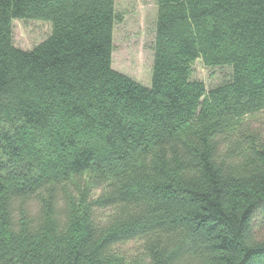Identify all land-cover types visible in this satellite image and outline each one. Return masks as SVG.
I'll use <instances>...</instances> for the list:
<instances>
[{
	"label": "trees",
	"instance_id": "obj_1",
	"mask_svg": "<svg viewBox=\"0 0 264 264\" xmlns=\"http://www.w3.org/2000/svg\"><path fill=\"white\" fill-rule=\"evenodd\" d=\"M156 3L147 88L116 0H0V264H264V0Z\"/></svg>",
	"mask_w": 264,
	"mask_h": 264
},
{
	"label": "rangeland",
	"instance_id": "obj_2",
	"mask_svg": "<svg viewBox=\"0 0 264 264\" xmlns=\"http://www.w3.org/2000/svg\"><path fill=\"white\" fill-rule=\"evenodd\" d=\"M116 12L121 17L114 31L113 69L134 79L143 86H151L153 45L158 7L156 0H116ZM51 33L47 23L14 21L15 47L29 51L39 45ZM194 78L211 89L229 75V69H210L197 62Z\"/></svg>",
	"mask_w": 264,
	"mask_h": 264
}]
</instances>
